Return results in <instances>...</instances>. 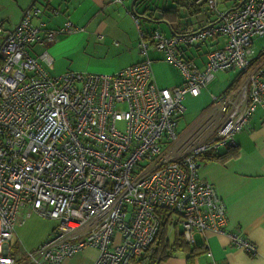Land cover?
<instances>
[{"label":"built area","instance_id":"built-area-1","mask_svg":"<svg viewBox=\"0 0 264 264\" xmlns=\"http://www.w3.org/2000/svg\"><path fill=\"white\" fill-rule=\"evenodd\" d=\"M45 9L34 3L12 28L0 23V264H16L10 242L31 213L57 223L25 251L29 264H60L86 245L98 250L92 264H138L158 231V207L178 215L186 242L211 230L256 256L255 244L227 227L226 205L200 176L199 156L234 145L256 106L264 108V52L253 47L264 36V0H242L218 12L217 22L170 36L143 31L131 12L145 56L112 73L44 70L40 60L51 55L43 49L34 56L28 47L78 29L70 19L45 27ZM217 35L225 43L206 53L202 68L179 50ZM151 47L179 69L181 84L156 85ZM233 69L237 81L210 97L220 112L214 136L181 156L167 154L185 97L198 95L216 71Z\"/></svg>","mask_w":264,"mask_h":264},{"label":"crops","instance_id":"crops-1","mask_svg":"<svg viewBox=\"0 0 264 264\" xmlns=\"http://www.w3.org/2000/svg\"><path fill=\"white\" fill-rule=\"evenodd\" d=\"M31 1L0 0V23L12 28ZM39 1L41 3H35L46 7L42 17L45 27L57 29L67 19L78 27L76 31L60 34L50 43L28 47L34 56L46 49L52 61L41 59L43 69L50 74H59L68 69L112 73L143 59L145 55L137 47L138 27L131 12L137 14L143 31L159 29L165 36H170L217 22L218 12L233 9L242 0H215L213 9L208 8L204 1L196 3L191 0H134L132 6V0H125L124 4L115 0ZM52 8H56L57 12L53 13ZM141 22L147 27L142 28ZM161 22L162 25L165 23L168 30L162 27ZM224 43L225 36L217 35L214 39L194 45H181L179 50L184 58L202 68L206 53ZM253 47L256 53L264 52V36L255 38ZM147 56L151 59L157 86L173 87L181 84L183 78L176 66L178 70L175 74L164 76V79L156 76L154 67L161 65L164 60L160 51L151 47L147 50ZM228 71H216L198 95L185 97V109L178 120L176 139L164 145L167 154L181 156L195 141L214 136L220 112L211 102V94L225 90L239 78L238 71ZM234 139L235 144L231 146L235 148L236 155L224 161H203L199 174L215 187L218 196L224 201L229 230L239 231L253 242L257 255L251 256L229 243L226 234L207 230L194 233L192 245L203 246V251L193 257L191 262H188L186 253L177 251L158 264H264V108L256 106L248 123L235 134ZM224 149L226 147L219 151ZM19 226L15 227L13 236ZM176 228L181 231L179 221ZM97 254L96 247L86 245L60 264H92Z\"/></svg>","mask_w":264,"mask_h":264},{"label":"trees","instance_id":"trees-1","mask_svg":"<svg viewBox=\"0 0 264 264\" xmlns=\"http://www.w3.org/2000/svg\"><path fill=\"white\" fill-rule=\"evenodd\" d=\"M235 155V148L228 145L223 151L203 153L199 156V159L201 162L209 160L224 161ZM156 214L159 219L158 231L148 249L138 259V264H158L177 251L186 253L188 262H191L193 257L203 251V246L192 245V243H188L183 239L181 231L176 228L179 217L172 210L158 207L156 208Z\"/></svg>","mask_w":264,"mask_h":264},{"label":"rangeland","instance_id":"rangeland-1","mask_svg":"<svg viewBox=\"0 0 264 264\" xmlns=\"http://www.w3.org/2000/svg\"><path fill=\"white\" fill-rule=\"evenodd\" d=\"M35 2L41 3L39 0H35ZM141 27L143 28L147 26L143 22H141ZM162 27L165 30L167 29L165 23L162 25ZM257 43L258 41H256V44ZM154 70L157 77H159L160 79H164V76L175 74L178 69L175 68L173 64L167 63L166 61L162 60L161 65H155ZM232 71L236 72L237 70L233 69ZM232 71L229 70L228 72ZM56 223V219L43 218L35 213H31L27 216L21 226L16 229V233L14 234L13 239L10 242L11 254L14 257H17L16 264H29L25 259V251L31 250L36 246L37 243L40 242V240L41 242L44 241L48 234L52 231L51 228L53 226L55 227Z\"/></svg>","mask_w":264,"mask_h":264},{"label":"water","instance_id":"water-1","mask_svg":"<svg viewBox=\"0 0 264 264\" xmlns=\"http://www.w3.org/2000/svg\"><path fill=\"white\" fill-rule=\"evenodd\" d=\"M133 2H134V0H132L131 1V6L133 5ZM34 3H35V0H32L28 5H27V7L24 9V11L26 10V9H28V8H30L32 5H34ZM23 11V12H24ZM23 14V13H22ZM22 16V15H21Z\"/></svg>","mask_w":264,"mask_h":264}]
</instances>
